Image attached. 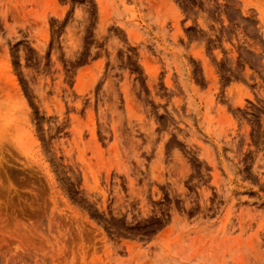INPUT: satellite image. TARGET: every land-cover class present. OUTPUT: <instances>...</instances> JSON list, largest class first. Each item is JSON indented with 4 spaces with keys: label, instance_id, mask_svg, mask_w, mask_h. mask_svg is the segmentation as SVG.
Masks as SVG:
<instances>
[{
    "label": "rangeland",
    "instance_id": "1",
    "mask_svg": "<svg viewBox=\"0 0 264 264\" xmlns=\"http://www.w3.org/2000/svg\"><path fill=\"white\" fill-rule=\"evenodd\" d=\"M0 264H264V0H0Z\"/></svg>",
    "mask_w": 264,
    "mask_h": 264
},
{
    "label": "bare ground",
    "instance_id": "2",
    "mask_svg": "<svg viewBox=\"0 0 264 264\" xmlns=\"http://www.w3.org/2000/svg\"><path fill=\"white\" fill-rule=\"evenodd\" d=\"M2 258V257H1ZM21 260V259H20ZM26 261V260H25ZM4 262V261H3ZM9 262V261H8Z\"/></svg>",
    "mask_w": 264,
    "mask_h": 264
}]
</instances>
